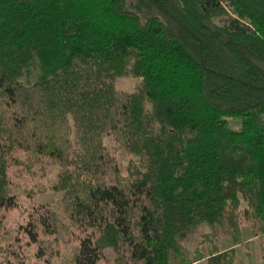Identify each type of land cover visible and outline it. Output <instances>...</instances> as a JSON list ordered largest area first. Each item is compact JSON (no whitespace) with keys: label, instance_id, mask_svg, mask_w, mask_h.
Returning a JSON list of instances; mask_svg holds the SVG:
<instances>
[{"label":"trees","instance_id":"trees-1","mask_svg":"<svg viewBox=\"0 0 264 264\" xmlns=\"http://www.w3.org/2000/svg\"><path fill=\"white\" fill-rule=\"evenodd\" d=\"M54 163L37 191L63 217L35 192L18 214L20 179ZM243 223L261 259L235 264H264V0H0V264H53L59 231L68 264L106 246L114 264H228L217 239Z\"/></svg>","mask_w":264,"mask_h":264},{"label":"rangeland","instance_id":"rangeland-1","mask_svg":"<svg viewBox=\"0 0 264 264\" xmlns=\"http://www.w3.org/2000/svg\"><path fill=\"white\" fill-rule=\"evenodd\" d=\"M229 13V12H228ZM228 19L227 13H221L213 17V20L217 23H224ZM38 71L37 65L33 64L30 66V78L34 77V74ZM136 83V79L131 76H123L117 79L116 84L119 87L132 89ZM227 121L232 128H238L241 124V118L239 117H227ZM104 142L113 149L115 142L110 137H105ZM117 158L119 159L122 168L124 169L125 165L130 161L134 160L135 157L129 153H120L116 152ZM59 170V164L54 163L47 165L43 172V177L35 178L38 176H30L29 178L20 179L16 185V192L20 199L21 207L18 210V214H22L27 210L31 204L30 195L35 192V199L38 203H47L51 205L60 215H64V205L61 199L62 194L53 190L37 191L38 187L47 185L54 181L57 171ZM18 217L16 218V220ZM210 225L206 222L199 223L193 232L189 234L185 240V246L188 254H191L193 249L202 243V238L206 232L210 231ZM15 234V227L10 226L8 228V234L4 236V240H8ZM60 242L59 254L54 256L53 264H68L77 249V243L74 241L64 242L61 240L63 238L62 231H59ZM236 241V242H235ZM207 241L204 242V244ZM217 246L220 251L227 249L233 250V255H230L232 258L229 260L228 264H235L238 261L244 262H256L258 263L261 259V247L262 243L259 236H253L251 234V229L248 224H241L238 232L237 238L234 234H223L217 239ZM3 246L0 245V249ZM96 264H114V252L110 246H106L104 249L103 257H101ZM190 264H208L206 258H201Z\"/></svg>","mask_w":264,"mask_h":264}]
</instances>
